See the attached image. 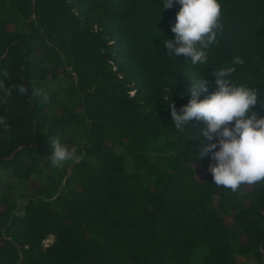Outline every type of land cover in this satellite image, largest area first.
Wrapping results in <instances>:
<instances>
[{"label":"trees","instance_id":"16d2710c","mask_svg":"<svg viewBox=\"0 0 264 264\" xmlns=\"http://www.w3.org/2000/svg\"><path fill=\"white\" fill-rule=\"evenodd\" d=\"M219 2L223 34L194 66L164 44L178 3L0 0V264H264V184H214L211 153L199 156L217 141L196 139L202 121L180 132L171 117L196 78L210 95L221 67L264 102V0ZM57 137L79 163L52 165ZM12 182L27 192L21 208Z\"/></svg>","mask_w":264,"mask_h":264},{"label":"clouds","instance_id":"9594fccd","mask_svg":"<svg viewBox=\"0 0 264 264\" xmlns=\"http://www.w3.org/2000/svg\"><path fill=\"white\" fill-rule=\"evenodd\" d=\"M174 3L181 7L171 28L175 40H164L167 54L177 58L183 55L194 66L207 64L208 50L223 34L222 4L219 0H162V9H171ZM243 63L239 56L232 59L233 65ZM234 72V67H221L213 72L215 90L203 100L200 96L209 91V82L196 78L190 89L189 103L179 110L174 103L170 107L172 122L180 132L186 131L194 120L204 123L196 139L206 137L208 141L217 142L200 145L199 158L211 153L209 171L214 184L238 192L245 185L264 184V117L254 111L258 104L264 109V102L258 89L233 83ZM4 75L7 76V72ZM0 88H5L3 81ZM11 91L7 89V94L11 95ZM18 91L27 94L23 84L18 86ZM34 95L42 96L44 101L48 99L40 89ZM0 125L10 130L3 117H0ZM51 147L54 151L49 158L54 167L79 163L82 159L75 147L61 144L59 137L51 141Z\"/></svg>","mask_w":264,"mask_h":264},{"label":"rangeland","instance_id":"374dc122","mask_svg":"<svg viewBox=\"0 0 264 264\" xmlns=\"http://www.w3.org/2000/svg\"><path fill=\"white\" fill-rule=\"evenodd\" d=\"M65 88H66V85L64 84L63 81H56V82H53L51 84V90L54 92L55 97L60 102H63L64 100H66V90H65ZM115 152L120 153L121 152V147L120 146H116L115 147ZM58 168H60V167H58ZM201 174H202V172L198 174V177H200ZM12 184H13V187H14L13 195H14L16 201H17L18 207L21 208L24 205L25 196H26L27 192L25 191L23 186H21L19 184H16L14 182H12ZM227 222L228 223L232 222L229 219V217H227ZM52 240H53V236L50 235V236H48L47 239L44 240L43 243H44V245H48ZM235 260H236V262L238 264L247 262L244 257L238 256V255L235 257ZM250 264H259V263L250 261Z\"/></svg>","mask_w":264,"mask_h":264}]
</instances>
